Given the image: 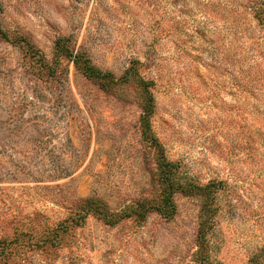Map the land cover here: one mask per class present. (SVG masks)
Returning a JSON list of instances; mask_svg holds the SVG:
<instances>
[{
    "label": "rangeland",
    "instance_id": "rangeland-1",
    "mask_svg": "<svg viewBox=\"0 0 264 264\" xmlns=\"http://www.w3.org/2000/svg\"><path fill=\"white\" fill-rule=\"evenodd\" d=\"M0 4L49 65L72 51L49 75L0 36V264H264V0ZM163 154L213 201L156 210Z\"/></svg>",
    "mask_w": 264,
    "mask_h": 264
},
{
    "label": "trees",
    "instance_id": "trees-1",
    "mask_svg": "<svg viewBox=\"0 0 264 264\" xmlns=\"http://www.w3.org/2000/svg\"><path fill=\"white\" fill-rule=\"evenodd\" d=\"M2 12V6L0 4V13ZM0 36L15 45L25 47L26 51L31 53V57L35 58L36 61L43 66L42 70H48L49 75L52 73L55 75L57 71V64L59 65V59L62 56L71 57L72 58V51L70 50V46L68 44V39H59L56 43V62H54L52 65H49L46 57L41 53V51L31 42V40L20 34H13L6 31L2 23L0 21ZM73 62L81 69L83 73L87 76V78L96 79L102 83H116L118 80L115 78V76L111 73L105 72L101 70L100 68L96 67L92 64L90 60L85 58L82 55H77L74 57ZM51 74V75H52ZM139 85L145 88L147 93H149V84L146 82V80L141 79L139 82ZM150 94V93H149ZM150 98L152 102L150 101V104L145 108L146 109V117L144 118V124L146 125V134L147 137L150 139H155L154 135L152 134L150 130L149 125V118L152 112L153 107V98L150 95ZM161 147V146H160ZM162 149V148H161ZM163 153V152H162ZM159 167V181L163 187L162 189V197L160 200V204L156 207V210L160 211L165 217H171L175 213V206L173 197L177 192H183L187 195H193L194 193L198 191L202 192L206 195L208 199L213 201L214 198V192L215 190L213 187H215L214 184H209L205 187H199L197 186L191 179L186 178L182 182L177 178V174L179 173V168L177 164L172 163L171 161H168L165 155H162V160L158 164ZM152 209H155L153 205H150L149 207H145V205H140L139 209L132 208L130 212H125V214H122L118 219H115L112 221V217H110L107 214H104L105 218L108 219V223L115 224L118 223L121 219L131 217L132 214L137 215L138 217H144L146 213ZM72 223H76L75 220H72ZM5 243L7 241H2L0 245L4 244L2 246V250L4 251L6 249ZM1 247V246H0Z\"/></svg>",
    "mask_w": 264,
    "mask_h": 264
}]
</instances>
